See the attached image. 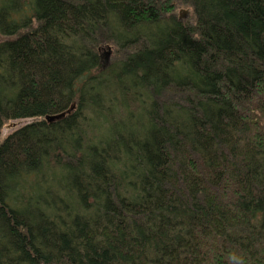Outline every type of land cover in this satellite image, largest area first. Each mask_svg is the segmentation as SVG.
<instances>
[{
  "label": "trees",
  "instance_id": "16d2710c",
  "mask_svg": "<svg viewBox=\"0 0 264 264\" xmlns=\"http://www.w3.org/2000/svg\"><path fill=\"white\" fill-rule=\"evenodd\" d=\"M0 264H264V0H0Z\"/></svg>",
  "mask_w": 264,
  "mask_h": 264
},
{
  "label": "rangeland",
  "instance_id": "374dc122",
  "mask_svg": "<svg viewBox=\"0 0 264 264\" xmlns=\"http://www.w3.org/2000/svg\"><path fill=\"white\" fill-rule=\"evenodd\" d=\"M182 9L183 8L179 9V11L182 10ZM184 10L186 12L184 13V15L181 16V19H184L185 20V19H187L189 17L190 12L188 10H186V9H184ZM27 122H29L28 119L12 120L11 123H10V125L6 129H4L5 130L4 133H10L13 130H15V129H17V128L23 126V125H25Z\"/></svg>",
  "mask_w": 264,
  "mask_h": 264
},
{
  "label": "water",
  "instance_id": "95a60500",
  "mask_svg": "<svg viewBox=\"0 0 264 264\" xmlns=\"http://www.w3.org/2000/svg\"><path fill=\"white\" fill-rule=\"evenodd\" d=\"M185 12L186 11L184 9L180 10L178 13V17L181 18V16L184 15ZM45 119L49 121L51 118L46 116Z\"/></svg>",
  "mask_w": 264,
  "mask_h": 264
}]
</instances>
